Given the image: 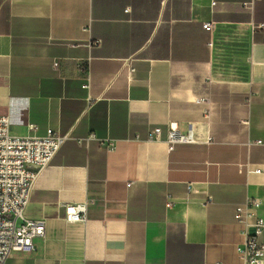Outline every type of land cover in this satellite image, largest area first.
<instances>
[{"label":"crops","instance_id":"0c3cea01","mask_svg":"<svg viewBox=\"0 0 264 264\" xmlns=\"http://www.w3.org/2000/svg\"><path fill=\"white\" fill-rule=\"evenodd\" d=\"M240 1L0 0V114L68 136L25 211L45 237L8 264H242L235 206L264 217V0ZM171 122L202 142L170 151Z\"/></svg>","mask_w":264,"mask_h":264},{"label":"built area","instance_id":"2783aa9c","mask_svg":"<svg viewBox=\"0 0 264 264\" xmlns=\"http://www.w3.org/2000/svg\"><path fill=\"white\" fill-rule=\"evenodd\" d=\"M259 0H241L243 7L253 10ZM204 28L213 31L214 22H205ZM89 31V26L84 28ZM100 45V40H96ZM130 73L135 69L128 61ZM89 76L86 87L89 86ZM198 103L206 104L204 114L209 116L210 98H197ZM196 126L189 123L187 131H182L176 122H171L167 131V146L170 151L180 144H199ZM67 135H61L49 128L44 135H16L11 128L10 116L0 114V264H8L15 252L34 253L35 239L45 237L46 222L43 219H29L26 208L32 198L35 184L42 173L54 160L67 141ZM162 139V128L150 130L149 140ZM209 138L207 141H210ZM248 172L260 173V168L248 167ZM262 201L257 197H248L245 204L234 209L236 221L246 226V240L238 251L242 264H264V243L260 236L264 231V217L256 215ZM88 202L65 204L67 222L86 221Z\"/></svg>","mask_w":264,"mask_h":264}]
</instances>
